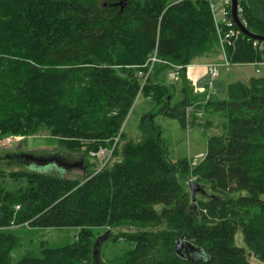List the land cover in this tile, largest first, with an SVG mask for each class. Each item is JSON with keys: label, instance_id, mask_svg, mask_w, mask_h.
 <instances>
[{"label": "trees", "instance_id": "16d2710c", "mask_svg": "<svg viewBox=\"0 0 264 264\" xmlns=\"http://www.w3.org/2000/svg\"><path fill=\"white\" fill-rule=\"evenodd\" d=\"M123 1L0 0V138L45 131L66 153L81 154L87 169L91 153L119 136L109 164L84 179L36 168L0 172L25 181L16 191L0 183V264H94L96 229L124 242L111 264H252L251 257L264 264V43L240 34L227 47L230 63L260 64L261 75L204 106L224 116L225 134L209 138L190 173L186 161L169 160L155 116L142 121L140 140L121 143L140 91L158 114L187 125L196 100L187 68L219 56L209 0H127L122 9ZM239 5L246 28L264 37V0ZM155 52L166 64L142 86L139 74ZM169 65L187 67L175 107L174 88L160 78ZM26 223L77 235L67 247L42 244L41 256L27 250L15 259L24 239L8 231ZM238 231L246 249L236 245ZM181 238L192 249L178 253Z\"/></svg>", "mask_w": 264, "mask_h": 264}, {"label": "rangeland", "instance_id": "374dc122", "mask_svg": "<svg viewBox=\"0 0 264 264\" xmlns=\"http://www.w3.org/2000/svg\"><path fill=\"white\" fill-rule=\"evenodd\" d=\"M211 1L216 5V10L219 12L222 7L221 0ZM210 10L212 13L211 8ZM223 53L221 45H219V56H216L212 62L208 63L221 65L218 67L219 78L217 79L215 90H213L209 99H207L209 88L206 86L207 66L206 68H199L200 66L196 64L186 67L187 80L191 83V94L196 100L194 102L195 106L193 105L188 110V123L185 127L176 119L158 114L159 108L156 104L150 98H147L145 94H141L140 91L124 124L123 132L125 136L121 144H125L129 140H140L143 135L140 129L142 121L145 118L155 116L154 125L159 128L161 139L168 148L169 160L174 164L183 160L186 161L191 173L192 168L197 166L206 156L209 138L225 134L224 126L226 120L224 116L207 110L204 106L213 96L216 101L224 100L227 87L230 84L236 82L248 83L251 77L261 75L257 73L261 67L260 64L238 65L231 63L232 65L227 70V67L222 65L224 63ZM169 73L170 71L162 73L160 78L166 85L174 88L175 96L171 102V107H175L184 99L183 84L181 77L176 80H170ZM81 157V154L66 153L60 147L58 140L45 131L30 138L13 135L0 138V172L4 174L27 171L26 169L28 168L29 170H35L36 168L40 173L68 179H84L89 170L100 169L103 165L100 158H92L89 160L91 167L86 169L81 163ZM60 159L64 160V162L68 159L74 167L71 165H69V169L62 167L61 165L63 164ZM192 181H195V179L191 175L184 178V183L187 185ZM0 183H3L8 190L16 191L24 186L25 181L0 178ZM8 233L24 239L22 246L12 253L15 259H19L27 250L35 251L38 256H41L40 246L42 244H46L50 249H61L71 245L76 238L77 230L73 228L40 229L13 227ZM94 235L97 241L100 239L99 253L95 256L94 264H111L113 258L120 255V251L124 249V242L109 241L104 229L94 230ZM236 245L239 248L246 249L241 231L237 232ZM93 251H95L94 247ZM250 261L252 264H263L254 257H251Z\"/></svg>", "mask_w": 264, "mask_h": 264}, {"label": "built area", "instance_id": "2783aa9c", "mask_svg": "<svg viewBox=\"0 0 264 264\" xmlns=\"http://www.w3.org/2000/svg\"><path fill=\"white\" fill-rule=\"evenodd\" d=\"M210 8L212 9L213 19L215 21L216 26V32L219 39V43L221 45L222 51L224 52L223 55V61L225 67H227V70H229L230 66L232 65L227 57H226V49L227 47L234 46L235 41L240 36L239 30L234 29V24L231 20V17L228 19V8L231 7L230 0H221V9L219 12L216 10V5L209 0ZM243 11L242 8L238 7V15L241 19ZM230 14V13H229ZM242 24L246 27V22L241 19ZM226 29V30H225ZM158 64H166L164 62H161L157 57V52L153 54L151 59L146 63V65L143 66V68L146 70L144 73H140L139 77L143 79V86L145 85L148 77L154 72V69L156 65ZM221 65L218 64H209L207 65L208 75L206 77V86L209 88V94L207 99H209L212 96L213 90H215L217 79L219 78V71L218 67ZM186 69L184 66H174L169 65V79L170 80H176L178 77L181 76L183 71ZM259 73V70L257 71ZM119 141V136L114 141V146L110 148H102L96 153H92L91 156L97 159H101L102 161V167L98 170L100 172L109 162L112 160L114 149ZM10 142V140H9ZM16 210H19V207L16 208ZM24 227H28L29 223H26L23 225ZM16 227V226H13Z\"/></svg>", "mask_w": 264, "mask_h": 264}, {"label": "water", "instance_id": "95a60500", "mask_svg": "<svg viewBox=\"0 0 264 264\" xmlns=\"http://www.w3.org/2000/svg\"><path fill=\"white\" fill-rule=\"evenodd\" d=\"M127 0H124L123 2L120 3L121 8L123 9L125 7ZM231 2V7H230V17L231 20L234 24V26L237 28V30H239V32L244 35L245 37L249 38L250 40L256 41V42H261L264 43V37L263 36H259L256 35L252 32H250L240 21L239 15H238V7H239V0H230ZM58 161V160H57ZM60 161H62L61 163L63 165H61L62 167H66L67 169H69V163L64 162V160L60 159ZM64 162V163H63ZM81 163L83 164V161H81ZM72 166V165H71ZM74 167V166H72ZM189 187L192 189V193H193V197L195 196V192L194 190L197 188L196 185L193 184V182H191L189 184ZM98 243V242H97ZM185 247L192 249V245L189 242L184 241L183 238L180 239L179 244L177 245V252L180 253L182 251L185 250ZM96 254V253H95Z\"/></svg>", "mask_w": 264, "mask_h": 264}, {"label": "crops", "instance_id": "0c3cea01", "mask_svg": "<svg viewBox=\"0 0 264 264\" xmlns=\"http://www.w3.org/2000/svg\"><path fill=\"white\" fill-rule=\"evenodd\" d=\"M178 1H180V0H178ZM196 64H198L200 67L199 68H206V66L207 65H209L208 63H195L194 65H196ZM201 66H203V67H201ZM207 69V68H206ZM205 69V70H206ZM194 105V104H193ZM195 106V105H194ZM202 106V105H201Z\"/></svg>", "mask_w": 264, "mask_h": 264}, {"label": "flooded vegetation", "instance_id": "af4514ba", "mask_svg": "<svg viewBox=\"0 0 264 264\" xmlns=\"http://www.w3.org/2000/svg\"><path fill=\"white\" fill-rule=\"evenodd\" d=\"M66 161H67L68 163L70 162V161H68V159H67ZM71 164H72V163L70 162L69 165H71ZM98 247H99V246H98Z\"/></svg>", "mask_w": 264, "mask_h": 264}]
</instances>
